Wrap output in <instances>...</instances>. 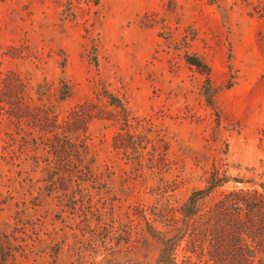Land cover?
I'll use <instances>...</instances> for the list:
<instances>
[{"label":"rangeland","instance_id":"rangeland-1","mask_svg":"<svg viewBox=\"0 0 264 264\" xmlns=\"http://www.w3.org/2000/svg\"><path fill=\"white\" fill-rule=\"evenodd\" d=\"M74 112L83 160L43 130ZM213 174L232 181L208 205L264 183V0H0V232H16V264H100L126 236L152 263L149 226ZM185 245L179 261L208 264Z\"/></svg>","mask_w":264,"mask_h":264},{"label":"trees","instance_id":"trees-1","mask_svg":"<svg viewBox=\"0 0 264 264\" xmlns=\"http://www.w3.org/2000/svg\"><path fill=\"white\" fill-rule=\"evenodd\" d=\"M95 5H99V0H95ZM187 61L209 75V67L197 56H188ZM206 93L209 95L210 85ZM108 98L111 105L119 109L117 114L121 115V120L127 121L129 112L122 102L113 96ZM82 114L74 112L63 123L56 126L55 122L51 128L55 130H43L55 133L54 139L58 130L63 131L59 134L67 139L62 141L63 149H71L83 160L87 151L80 145L81 141L77 143V130L73 128L74 122H84ZM84 129L83 126L78 130L84 132ZM56 142L61 141L58 138ZM230 181V178L213 174L207 187L194 190L180 207V217L165 223V231L149 226L147 234L159 246L154 262L147 261L145 250L148 246L135 247L131 245L130 236H126L100 264H186L185 259L179 261L177 258L183 242L186 243L185 255L195 256L208 264H264V183L259 184V188L224 191L216 202L208 205V199ZM233 181L247 183L236 178ZM50 187L55 188L56 183L50 182ZM18 239L16 232H0V264H16L19 246H15L14 241Z\"/></svg>","mask_w":264,"mask_h":264}]
</instances>
